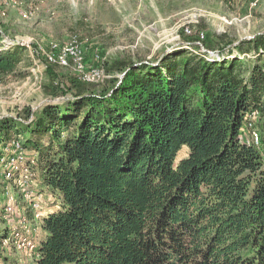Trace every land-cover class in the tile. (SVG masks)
Returning <instances> with one entry per match:
<instances>
[{
    "label": "trees",
    "instance_id": "1",
    "mask_svg": "<svg viewBox=\"0 0 264 264\" xmlns=\"http://www.w3.org/2000/svg\"><path fill=\"white\" fill-rule=\"evenodd\" d=\"M24 53L0 33V76ZM172 54L130 66L108 96L46 105L29 125L1 119L0 157L19 135L54 198L33 264H264V147L239 140L253 111L264 132V68ZM19 172L0 169L10 185ZM18 235L0 230V244Z\"/></svg>",
    "mask_w": 264,
    "mask_h": 264
},
{
    "label": "rangeland",
    "instance_id": "2",
    "mask_svg": "<svg viewBox=\"0 0 264 264\" xmlns=\"http://www.w3.org/2000/svg\"><path fill=\"white\" fill-rule=\"evenodd\" d=\"M17 1L19 6L0 10V33L9 43L25 48L17 73L0 76V121L6 118L29 125L27 121L34 119L44 106L60 105L61 97L71 95L66 92L75 79L71 70L46 64L36 49L46 50L52 43L64 44L73 35L78 36L86 68L103 67L111 77L123 72L119 70L122 64L144 63L159 68L179 50L213 62L238 59L243 67L257 64L264 68V53H244L253 49L257 41H264V0L258 4L252 0ZM28 6L34 10L32 17L20 9ZM187 27L191 36L185 32ZM200 33L204 35L202 40L197 38ZM222 49L223 54L219 52ZM229 49L231 52H227ZM110 85L106 80L97 88L90 86L89 91ZM21 139L18 135L13 141ZM22 153L28 162L35 157L28 151ZM187 155L188 148L183 147L176 161ZM32 163L22 167L29 175L21 186L15 181L10 185L5 174L0 175V230H18L37 244L43 234L37 215L48 210L54 198L39 187V172ZM28 190L43 194L38 213L29 206L30 199L25 194ZM22 227L27 228V233ZM35 256L36 248L30 251L16 239L0 244L2 264L4 259L8 264H33Z\"/></svg>",
    "mask_w": 264,
    "mask_h": 264
},
{
    "label": "built area",
    "instance_id": "3",
    "mask_svg": "<svg viewBox=\"0 0 264 264\" xmlns=\"http://www.w3.org/2000/svg\"><path fill=\"white\" fill-rule=\"evenodd\" d=\"M255 4H258L262 0H252ZM20 3L17 0H0V10L6 11L7 9L15 6H19ZM23 13L32 17L34 15V10L30 6L22 9ZM185 32L188 36L192 35V31L189 27L185 28ZM204 37L203 33H200L199 40H202ZM200 43V42H196ZM38 54L42 53L44 61L48 65H57L60 68L70 69L78 80L87 82V83H97L103 81L107 75L103 67H94L86 68L85 66V57L83 49L80 45L77 35H73L70 39L64 44L52 43L46 50H43L41 47L36 49ZM33 118H30L27 123H31ZM262 122V117L258 111H253L248 113L245 116L244 123L239 132V140L246 145L262 149L264 143V132L258 128L259 124ZM24 123V122H23ZM22 147L19 141H12L8 144L6 148L3 149V154L0 157V169L9 168L11 171H20L15 182L21 186L23 183H26L28 178V171L22 167L26 164L27 158L26 155L22 153ZM11 176L5 175V181H10ZM30 199V208L33 212L38 213L41 210L43 204V194L37 193L34 190H28L25 193ZM38 217V215H37ZM23 233H27V228L22 227ZM16 239L19 245L24 248L33 251L37 244L32 243L29 238L24 237L23 234L18 235ZM9 239L4 240L6 243ZM2 242V244H3ZM0 264H2L0 262Z\"/></svg>",
    "mask_w": 264,
    "mask_h": 264
},
{
    "label": "water",
    "instance_id": "4",
    "mask_svg": "<svg viewBox=\"0 0 264 264\" xmlns=\"http://www.w3.org/2000/svg\"><path fill=\"white\" fill-rule=\"evenodd\" d=\"M195 44L198 45L200 48H202L201 47V43H195ZM210 54H213V53H210ZM142 65H148V64H144V63L143 64H140V65L131 64L130 66L131 67H138V66H142ZM130 66L128 65L123 70V72L119 76H116V77H111L110 74H108V73L105 72L106 75H107V77L103 81H100V82H97V83H87V82H83V81L78 80L76 77H74L77 82H79V83H81L83 85H86L88 88H86L82 94H79V92L76 89H75L74 92L72 91L73 89H71V90H67L66 89V92L67 91L70 92L71 95H69L68 97H66V99H64L63 97H61V99H63V102L62 103L67 102V101H71L73 99H82V98H85V97H97V98H100L101 95H103V94L105 96H108L121 83L122 78L124 77L125 73L128 71V69H129ZM114 79H115V83H112V80H114ZM106 80L111 84L109 86V88H106V89H103V90L95 89V90L89 91L90 90L89 89L90 86H94V87L97 88L98 84L103 83ZM65 96H67V95H65Z\"/></svg>",
    "mask_w": 264,
    "mask_h": 264
}]
</instances>
